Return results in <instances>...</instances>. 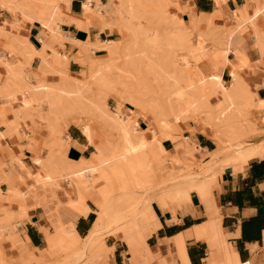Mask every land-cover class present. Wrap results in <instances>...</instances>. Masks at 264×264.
I'll list each match as a JSON object with an SVG mask.
<instances>
[{
	"label": "bare ground",
	"instance_id": "bare-ground-1",
	"mask_svg": "<svg viewBox=\"0 0 264 264\" xmlns=\"http://www.w3.org/2000/svg\"><path fill=\"white\" fill-rule=\"evenodd\" d=\"M27 1L0 0V9L12 11L16 17L15 22L18 24L20 23V18L29 21V23L32 21L38 22L39 29L43 34L52 41L57 42L60 46H63L61 44L62 40H72L74 42L73 38H69L64 36L62 32H58L57 28L60 23L65 22L67 17L66 9L70 0H34L42 5V9L34 16L30 13V6ZM91 1L86 0L83 7V14L86 15L84 16L86 18L92 13ZM93 1L96 9L102 8L106 13L112 14V16L119 20V28L125 34L117 41H88L82 46L85 52L92 53L96 49L104 48L112 56H118L131 65L133 62V51L136 44L140 42L156 58L155 63L157 65H154L155 70H160L161 68L168 70L170 68V70L180 76L187 91H197L198 96L180 97L174 104H168L166 107L167 117L161 119L157 124L159 135L153 130L152 135L155 134V136L151 137L150 140L153 141L149 142L147 138L144 139L138 135L142 130L137 122H132L129 115L125 119L124 115H122L123 113L109 116L97 103V100L94 101L97 94L88 95L92 92L89 90L90 87L80 81L60 79L59 82L42 83L36 80L35 76H23L12 70L6 71V80L3 89L9 92L8 96L12 100L17 101L19 99L18 111L25 110L28 105L35 103L44 106L52 114L51 119L47 120V124L51 128L53 146H47V155L42 159H34L33 164L36 167L46 170L48 175H51L54 170L58 172V180L60 183H54L53 186L54 189L60 188V196H62L67 204L85 207V197L87 196V194L85 196L83 190L85 185L95 188L96 185L98 186L99 181L107 184L113 181V179L129 175L132 177L131 182L133 183V185H130L133 186L132 188L138 189V192L143 191L145 193L154 183L159 191L164 192L165 189H168L165 192H169L171 203L176 205L182 196H186L191 192H201L200 186H202L204 181L208 178L215 177L224 166L230 165L233 168L241 167L249 158L264 155L263 140L260 143H256L254 140L243 143L237 142L240 137L244 134H249L250 131L254 132L253 130H246V132L240 130L242 131V136L237 133L240 136L237 137V134L234 133L237 129L234 126H238V124L235 123L233 125L231 123V129L234 128L235 130L232 129L234 132L231 129L227 131L230 135L233 132L238 139L233 134L232 136L229 135V138L227 137L228 140L226 139L227 135H224L225 133L223 134L222 131H218L216 124L218 122L220 123L221 120L231 121L235 119L243 121L246 119L249 109L254 107L255 102L259 104L255 107L261 106V102L255 98L254 93L249 91L248 86L237 72L239 65L244 63V59L240 54L231 49V41L237 31L242 29L240 26H235L240 22L243 26H250L253 37L257 41L261 40L264 43V31L261 27L255 25L256 19L259 17L264 18V4L260 6L256 2L257 0H248V3L253 4L252 16L250 17L243 15L245 8L238 11L241 12L242 17L237 16V11L232 12V14L230 13V16H233L232 18L228 16L227 20V28L231 29L230 32L225 33L226 31L224 30L225 32L223 31L219 38L214 39L215 44L224 47V50L219 54L211 46L204 45L201 42V38L209 35L213 38V35H211L213 33V28H211L213 26L212 18L221 10L220 0H214L216 9L211 19L209 18L206 23V31L202 33L198 32L200 35L195 40H189L188 35L180 33L174 22L170 23V30L154 31L149 38L145 37V34L140 36V34L145 33V29L149 25V19L143 13L131 7V0H108L107 4H102L99 0ZM170 5L176 8L178 0H170ZM97 16L101 18L103 15L98 12ZM135 22L137 26L134 25ZM18 24H11V32L13 33L12 41L16 52L9 49V55L12 58L14 54L18 53L30 63L35 53L40 56L39 59L41 60L39 61L38 68L47 70L48 67L44 56L49 52V46L44 43L42 38H39L41 48H34L26 37L18 33L17 27H20ZM196 24H198V21ZM0 28L3 27L0 26ZM223 28H225V25ZM229 54H232V60L228 58ZM238 57L241 58L238 63H233L234 60H238ZM5 59L0 56V64L6 68L16 67V62L6 61ZM93 63L94 58L91 57L90 64ZM158 65L163 66L158 67ZM154 66L152 67L153 69ZM223 68H227L229 71L227 86L221 78ZM210 72L212 73L211 75ZM165 74L168 75V71H165ZM89 79L94 83L96 88L109 87L108 76L101 73L97 67L92 65H90L89 69ZM23 92L27 95L26 98L23 96ZM212 96H215L218 100V110L214 112L212 119L209 122H205L202 127L209 133L207 136L213 140L215 149L203 153V155H210V158L207 160L208 166L205 173L196 178L186 174L179 175L172 171L162 173L161 169V172L157 175L149 176L152 167V157L154 155L159 158L164 156L165 149L162 146V138H166L168 141L173 139L174 132L172 135L168 133V130L171 128L170 126L177 124L196 111L210 109L211 100L208 98ZM130 98L132 101L133 97ZM124 114L126 113L124 112ZM62 116H69L71 124L80 127V131L90 143H95L97 138L91 126L92 118L102 123L104 126L101 131L104 135L102 139L106 144L107 156L99 152H94L89 159L85 160L86 163H78L74 160L69 161L64 155L68 144L66 141H60L58 138L60 132L57 128L58 124L56 125V121H60ZM260 122L263 128L260 129L262 132L260 131L261 133L259 134L255 131L259 136L264 135V115L261 117ZM240 131L238 130L239 133ZM110 134L115 136L113 142L107 140ZM156 138L160 139L158 143H155ZM0 139H5L4 132L1 129ZM227 142L233 143L234 145L231 148L225 149ZM195 151L197 152L199 149H195ZM186 154L189 160H193L194 156L190 151H186ZM19 164L20 167L23 166L22 163ZM1 177L2 174L0 172ZM40 184H43V182ZM128 184H125L121 190H126ZM157 190H154V197L145 196L148 194L146 193L143 197L140 194L142 198L140 200L139 197V201L134 200L132 197L133 199L128 198V200L124 198V200L126 199L124 202H119L120 200L113 198L107 199L109 192H103L104 194L101 195L103 203L101 202L98 206L99 208L97 207L96 221L87 236L82 238L75 233L72 224L65 225L62 238L65 242L64 250L69 254V259L71 260L77 257L76 262L80 260L79 258L84 255L85 250L91 242L100 237L102 249L110 253L112 250L106 248L103 240L105 236H113L119 238L127 246L128 253L132 256L133 264L138 262V256H140L139 253L141 250H145L148 259L154 260L153 253H159V249L155 252L149 249L145 242V236L136 223L135 217L137 210L143 209L147 210L150 213V217L155 219L152 202L154 201L155 203L157 201L155 199L159 195V193H156ZM109 191L110 193L113 192L111 189ZM126 202H130L131 205L136 204L132 208L133 211H125L132 207L130 206L125 209L127 205H130L129 203L125 206ZM161 203L163 211H167L166 201L161 199ZM202 206L203 215L207 220L203 221L198 229L193 228L192 232L195 239H200L207 244L208 260L205 264H235L225 246L223 231L220 227L219 209L213 201L212 195L208 200L203 201ZM146 217L149 218V216H143L142 218L147 219ZM125 222L128 223L127 226H119ZM52 245H55L54 241ZM108 259V255H102L100 263Z\"/></svg>",
	"mask_w": 264,
	"mask_h": 264
},
{
	"label": "rangeland",
	"instance_id": "rangeland-1",
	"mask_svg": "<svg viewBox=\"0 0 264 264\" xmlns=\"http://www.w3.org/2000/svg\"><path fill=\"white\" fill-rule=\"evenodd\" d=\"M131 7L141 13H143L149 19V25L145 29V33L140 34V36L145 34V37L149 38L154 31H163L164 29H169L171 27V22L176 23L177 30L182 33L188 35L189 40H195L202 32L206 31V28H199L196 22L197 19H194L191 23H186L184 19L181 18L182 9L181 6L177 5L176 8L171 7L170 0H131ZM155 3H154V2ZM28 5L30 6V13L34 16L39 13L42 9V5L34 0H28ZM108 0L106 3L107 4ZM95 8V6H94ZM96 9V8H95ZM100 9V10H98ZM96 11H92L94 14L98 15V12L102 10V8H98ZM104 10V9H103ZM105 11V10H104ZM10 12V11H9ZM11 13H13L11 11ZM106 13V12H105ZM219 11L217 12V14ZM14 14V13H13ZM101 14V13H100ZM108 14V13H106ZM99 17V16H98ZM114 17V16H113ZM16 18V17H14ZM100 18V17H99ZM103 18V16L101 17ZM115 18V17H114ZM116 25H113L111 30H114L116 39L111 41H117L121 37L124 36V31L119 28V20L115 18ZM226 20L225 22H223ZM219 22H223L221 26H216L213 24L211 28H213V38L209 36H203L201 38V42L206 46H211L213 49L217 51V53H221L224 50V47H220L218 44L214 43L215 38H219L220 34L224 31L225 33H229L231 29H228L227 19L225 16H222ZM20 23L22 24H30L29 21L20 18ZM18 24L21 25L22 24ZM137 26V23L135 24ZM225 25V28L223 26ZM2 27L3 25L0 24ZM227 28V29H226ZM12 29V28H11ZM173 29V28H171ZM9 31V30H8ZM4 28H0V54L8 51V48L11 46V50L16 52V49L13 44V33L11 30L8 32ZM239 31L233 36L231 41V49L238 53L236 48L237 38L239 35ZM196 32V34H194ZM199 32V33H198ZM20 34V33H19ZM21 35V34H20ZM42 36V35H41ZM41 38V37H40ZM140 39V38H138ZM43 41L46 45L49 46V52L44 56V60L47 64V70H41L37 67L35 69L25 66V62L28 63L23 57H20L19 66L16 65L15 68H6L4 65L2 66V71L0 70V100L3 102L0 105V127H2V132H4V138L0 139V172L2 177L0 178L1 191L0 192V264H113L112 262V254L104 251L101 246L100 238L95 239L88 248L85 250L84 255L77 260V257L74 259H69V254L64 250L65 242L63 240V230L65 225L68 224V220L64 216H62L59 208L56 207L55 201L60 197V188L54 189V183H60L58 180V172L54 170L51 175H48L46 170H43L40 167H36L33 163L34 159H42L47 154V146H53V139L51 137V128L47 124V120L51 119L52 114L45 109L42 105H37L32 103L28 105L25 110L18 111L19 99L17 101L9 98L6 89H3L4 82L6 80V71L12 70L15 73H20L23 76H35L36 80L40 82H59L60 79H67L69 81H80L83 84L89 86V90L92 92L90 94H97V97L94 101L97 100V103L101 106V108L109 115L114 116L116 114L124 115V118L127 119V115L130 116L132 122H137L139 119L144 118V127H141L142 132L140 131L138 135L147 138L149 142L152 135V131L155 130L156 134L158 133V122L164 117H167L166 107L168 104H174L178 98L180 97H190V96H198L197 91H187L184 87V83L181 80L180 76L175 74L170 68L167 70L166 68H161L160 70H155V66L157 65L156 58L150 53L149 49L145 48L141 45V43H137L136 47L133 51V62L132 64H128L124 61V59L118 56H112L109 54V51L104 48H100L103 51L98 52L103 55L100 57H95L94 52H85L83 50V45L88 42V39H85V42H78L77 47L79 52L72 56L73 59L77 60L80 63V70L77 72H68L67 63L69 57L66 54H63V46L57 44V42L52 41L49 37H44ZM82 43V45H81ZM56 47H55V45ZM63 44V40L61 41ZM10 45V46H9ZM81 45V47H80ZM62 49V50H60ZM18 54V53H16ZM38 56L37 54H33V57ZM232 56V54H231ZM7 57V54H6ZM32 57V58H33ZM94 58V63L90 64V58ZM233 57V56H232ZM14 58V57H12ZM233 59V58H232ZM39 61H41L39 59ZM90 65L97 67L98 70L106 74L109 79V87L108 88H96L94 83L89 79V69ZM243 64L239 65L238 70L241 68ZM154 66V69L152 68ZM163 65H158V67ZM28 67V68H27ZM166 69V70H165ZM164 70V71H161ZM45 71V72H42ZM165 71H168V75L165 74ZM209 74V73H208ZM212 73L210 72V75ZM4 81H3V77ZM242 78V77H241ZM229 78L227 76L224 77V82L226 86L228 85ZM244 81V79L242 78ZM245 82V81H244ZM246 83V82H245ZM248 86V84L246 83ZM249 91L254 93L250 87L248 86ZM23 96L26 98L27 95L23 92ZM133 97L132 101L130 97ZM211 100L210 109H202L200 111H196L187 118L179 121L177 124H172L168 133L173 134V139L170 141L172 143V150L167 151L165 148V153L163 157H157L154 155L152 157V167L149 176L157 175L162 169V173L172 171L173 173H178L179 175H190L196 177L205 173L207 170V160L210 158V155H203L199 151H195V145L190 141L187 135L192 136L196 131H200L205 135H208L207 131L202 127L205 122H209L215 111L218 110V100L215 96L208 98ZM258 102L254 103V107H251L247 112L246 119L235 120H221L223 123H216L218 131H222V133L228 139L230 136L235 134H240L242 136V131L253 130L250 131L249 134L245 135L244 132L242 137L238 134L237 137H240L237 142H249L251 140L255 141L262 131L261 129V117L264 115H256L253 112V109H261L258 106ZM124 112L126 114H124ZM69 116H62L60 121H56L57 128L59 129V140L61 139L64 130L68 124H71L69 121ZM93 119V120H92ZM91 126L95 132V136L97 137L95 140V152H99L100 154H104L107 156V148L104 138L102 134V129L104 128L102 123L95 121L96 119L92 118ZM226 123H225V122ZM229 121V122H228ZM231 123L235 125V130L231 129ZM139 124V123H138ZM225 124V125H224ZM157 126V127H156ZM228 126V127H226ZM230 127V128H229ZM254 127V128H253ZM80 129V127H78ZM231 129L232 135L229 134L228 131ZM204 130V132H202ZM228 130V131H227ZM240 131V133L238 132ZM228 133H227V132ZM257 131V132H255ZM261 131V132H260ZM252 132V133H251ZM44 133V135H43ZM227 133V134H226ZM231 133V132H230ZM255 133H257L255 135ZM30 136H29V135ZM34 135H42L43 137L37 141L32 138ZM253 134V135H252ZM230 135V136H229ZM228 137V138H227ZM9 139L12 144V150L5 144V140ZM25 139L26 145L20 146L16 144V140ZM155 143L160 140L156 138ZM109 141H114L115 136L110 134L108 136ZM164 141H168L166 138H162ZM229 140V139H228ZM213 141V140H212ZM162 142V141H161ZM51 143V144H50ZM66 143V142H65ZM214 143V142H213ZM233 143L227 142L225 145V149L231 148ZM22 147H26L31 153V160L33 166L36 168L35 172L31 173L28 171L26 166L21 168L18 164V161L22 163L21 159L14 155L11 159H7V154L19 153L21 154ZM215 149V146L213 147ZM186 151H190L193 156V160H189L187 158ZM86 159H80L79 161H75L78 163H86ZM187 161V162H186ZM10 164V165H9ZM9 166H14L17 168L21 174H19L18 179L23 181L24 184L28 182L27 189L24 184L18 186L15 185L14 178L12 177V181L4 182L3 179V171L7 172L6 168ZM185 168V169H184ZM39 169V170H38ZM183 169V171H181ZM180 171V172H179ZM219 173V172H218ZM217 173V174H218ZM50 174V173H49ZM129 177V178H128ZM214 178H208L202 186H200L201 192H194L199 197L201 203L203 204L204 200H208L211 196L210 194V184L214 181ZM128 179H130L128 181ZM3 180V181H2ZM25 180V181H24ZM27 180V181H26ZM132 177L129 175H125L122 177H118L105 184L103 181H99L98 186L95 188L91 186L85 185L84 192L86 198H89L93 203L87 202V204L95 209V213L98 212V206L102 201L101 195L109 192L107 194L108 198L118 199L119 202H124V198H134V200L139 201L145 196L154 197L155 191L157 190L156 184L154 183L150 186V189L145 193L143 191L138 192V189L132 188L130 184ZM38 181V182H37ZM41 181V182H40ZM43 184H40L42 183ZM103 183V184H102ZM129 183V184H128ZM4 184V185H3ZM125 184H128V188L126 190H121ZM131 188H130V186ZM6 186L5 190L4 187ZM156 187V188H155ZM11 189L12 194L14 191L17 193L16 197L12 198L10 193L7 192V189ZM22 189V190H21ZM26 189L27 191H23ZM39 189L50 192L52 198H48L46 194ZM113 191L110 193V190ZM130 189V190H129ZM134 189V190H132ZM116 190V191H115ZM155 190V191H154ZM168 189L163 191L157 190L156 193H159L155 199L156 204L161 202V199L170 201L169 192H165ZM128 191V192H127ZM134 191V192H133ZM104 192V193H103ZM131 192V193H130ZM125 193V194H124ZM135 193V194H134ZM163 193V194H162ZM121 194V195H120ZM142 194V197L141 195ZM121 197H120V196ZM119 196V197H118ZM121 198V199H119ZM132 198V199H133ZM190 194L186 196H182L173 209L182 206L183 204L189 203ZM171 202V201H170ZM130 202H126L129 204ZM154 201L152 202V204ZM39 207L41 216L43 217L44 224L41 223L42 226L39 227L40 231L43 235V240L38 248V250L33 249L26 243L25 233L22 230V226L25 220L28 219V210L33 209L34 207ZM132 206V207H130ZM136 204L126 206V212L133 211ZM98 207V208H97ZM161 207V206H160ZM153 210V209H152ZM168 211V210H167ZM154 212V211H153ZM96 216V215H95ZM143 216H149L150 213L147 210L138 209L137 215L135 217L136 223L140 226L143 222L146 227L150 226V220L148 217L142 218ZM207 220V219H205ZM127 222L120 224V227L127 226ZM82 237V236H81ZM50 240V242H49ZM104 240L106 244L117 243L119 245V249L122 250V260L123 264H133L131 263L132 256L127 253L128 249L125 244L116 237L113 236H105ZM52 241V242H51ZM54 241V246L52 245ZM148 240L146 239L145 242ZM149 242V241H148ZM150 243V242H149ZM49 246V247H48ZM48 249V250H47ZM151 250V249H150ZM149 250V251H150ZM144 251V252H143ZM152 251V250H151ZM156 254V253H155ZM153 253L154 260H150L146 256L145 250H141L138 256L137 264H168L166 259H162L160 253H157L156 256ZM102 255H108L109 259L106 262L100 263V258ZM155 255V256H154ZM130 259V260H129ZM140 259V261H139ZM152 261V262H151ZM135 263V264H136Z\"/></svg>",
	"mask_w": 264,
	"mask_h": 264
},
{
	"label": "crops",
	"instance_id": "crops-1",
	"mask_svg": "<svg viewBox=\"0 0 264 264\" xmlns=\"http://www.w3.org/2000/svg\"><path fill=\"white\" fill-rule=\"evenodd\" d=\"M85 1L70 0L67 5L68 10L66 9L67 17L65 22L57 26L58 32H62L64 36L74 40V42L72 40L63 41L62 52L69 57L67 70L70 73H75L82 68H80V63L72 58L79 52L78 42L84 43L85 39L90 42H106L116 39L114 30L110 29L113 25H116V20L112 14H106L104 10H101L100 13L103 18H99L93 13L96 9L92 0L90 6L93 12L86 18L84 17L86 15L83 14ZM99 2L104 4L107 0H99ZM256 2L260 6L264 4V0H257ZM178 3L183 10L181 18L188 24L197 19L199 28L206 27L207 21L209 18L211 19L216 9L214 0H178ZM220 7V12L212 18V22L216 26H221L226 21L219 22L222 16H225L228 20V16L232 12L237 11V16L242 17L241 12L238 11L243 8H245L243 15L252 16L253 4L248 3V0H220ZM9 11L0 9V24L3 25L2 27L5 30H11V24H16L14 14ZM230 17L232 18L233 16L231 15ZM255 25L261 27L264 31V18L259 17L256 19ZM235 26L242 27L235 45L238 54L244 59V63L238 73L254 92L255 98L261 102V109H253L256 115H260L264 113V43L261 40L257 41L253 37L250 26H243L240 22ZM17 28L18 33L26 37L34 48H41L39 38L43 39L46 35L39 29L38 22L32 21L30 24H22L21 27ZM9 49H11V46L7 52L1 53L0 56L4 57V59L6 58V61L16 62L19 66V60L22 56L14 54V58H11ZM101 51L103 50L96 49L94 56H102V53H98ZM228 58L232 60L233 57L229 54ZM239 59L241 58L238 57V60H234L233 63H238ZM28 64V67L35 69L39 64V58L34 56L30 63L25 62V66ZM1 69L2 66L0 65ZM228 74L227 68H223L221 78L224 80V77H228ZM2 102L0 100V105ZM144 121V118L138 120L139 127L145 126ZM0 129L2 130V127ZM261 129H263L262 126ZM42 137V135L37 136L34 134L32 136L37 141ZM187 137L195 145L196 149H199L201 154L214 147L213 141L200 131H196L192 136L187 135ZM61 139L68 144L64 155L69 161L89 159L95 152L96 143H90L80 129L73 124L66 126ZM262 140L264 141V135L255 138L256 143H260ZM5 144L12 150V144L8 138L5 140ZM16 144L25 146L26 140L18 139ZM162 146L167 151L172 150L170 141L162 140ZM22 148L21 154L10 152L7 154V159H11L14 155L18 156L28 171L33 173L36 168L32 164V153L26 147ZM19 163L21 162L18 161ZM24 165L21 168H24ZM6 170L7 172L3 171L4 182L12 181L13 177L17 188L24 184L23 181L18 179L21 172L16 167L9 166ZM24 185L27 189L28 182ZM5 189L6 186L2 190ZM26 189L23 191L28 190ZM39 190L46 194L48 198L53 199L49 190ZM0 192H3L1 191V184ZM7 192L10 193L12 198L17 195L15 191V195L12 194L9 188ZM210 194L219 209L220 227L223 231L225 246L232 261L235 264H264V155L249 158L241 167L224 166L215 176L214 181L211 182ZM87 202L92 203L94 206V203L89 198L85 200V207L67 204L62 196L55 201L56 207H61L59 208L61 215L68 220V224L73 225L75 233L80 237L82 236V238L87 236L97 218L95 209H92ZM161 204V202L152 204L155 219L149 217L151 225L146 227L143 222L139 226L145 236V241L147 239L150 242H146L149 249L154 252L159 249L161 258L163 260L166 259L168 264H205L208 260L207 244L200 239H195L192 232L193 228L198 229L200 224L206 219L203 215L202 203L197 194L191 192L189 203L183 204L176 209H173L175 206L173 203L167 201L168 211L164 212L160 207ZM41 213L38 206L28 210V219L24 221L22 226V230L26 234V243L35 250H38L43 240L39 227L42 226L41 223L44 224L45 222H43ZM103 242L107 249L112 250L110 252V255L112 254L111 263L123 264L122 250L119 249V245L114 242L107 245L105 240ZM131 263H133L132 259Z\"/></svg>",
	"mask_w": 264,
	"mask_h": 264
},
{
	"label": "trees",
	"instance_id": "trees-1",
	"mask_svg": "<svg viewBox=\"0 0 264 264\" xmlns=\"http://www.w3.org/2000/svg\"><path fill=\"white\" fill-rule=\"evenodd\" d=\"M212 149H213V148H212ZM212 149H211V150H212Z\"/></svg>",
	"mask_w": 264,
	"mask_h": 264
}]
</instances>
